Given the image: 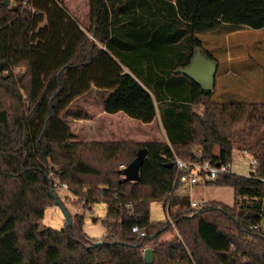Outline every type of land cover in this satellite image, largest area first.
Instances as JSON below:
<instances>
[{"label": "trees", "instance_id": "16d2710c", "mask_svg": "<svg viewBox=\"0 0 264 264\" xmlns=\"http://www.w3.org/2000/svg\"><path fill=\"white\" fill-rule=\"evenodd\" d=\"M4 1L0 264H148L147 246L154 253L149 264H264V225L249 228L264 218V100L218 101L213 89L175 72L202 48L196 31L221 22L264 27V0H87V27L60 0ZM18 65L24 71L13 73ZM93 86L109 92L107 112L142 122L158 116L166 140H71L60 115ZM234 146L253 153L252 171L207 181L231 186L232 205L210 200L192 207L187 197L170 195L175 156L196 160L200 150L201 159L230 163ZM141 149L139 179L125 180L119 164L127 166ZM62 182L81 212L68 210L56 191ZM51 184L71 220L61 228L40 225L45 209L56 205ZM154 200L164 209L169 201L168 219L151 220ZM97 202L107 208L105 232L94 238L83 228L84 211ZM172 228L176 235L161 240Z\"/></svg>", "mask_w": 264, "mask_h": 264}, {"label": "rangeland", "instance_id": "374dc122", "mask_svg": "<svg viewBox=\"0 0 264 264\" xmlns=\"http://www.w3.org/2000/svg\"><path fill=\"white\" fill-rule=\"evenodd\" d=\"M14 0H9V4ZM68 12L76 18L81 25L88 26L89 20L88 1L87 0H60ZM196 36L201 40L202 48L215 58L218 70L215 75V84L213 87L212 96L215 100H236V101H262L264 100V27L249 28L243 25H237L228 22H221L216 27L207 30H199L195 32ZM230 59L235 76H222V71L225 68L226 60ZM1 69V63H0ZM24 65L13 67V73L24 71ZM7 70H3L5 74ZM103 95L105 91L100 90ZM89 95L95 94L94 89L88 91ZM99 92V91H98ZM99 94V93H98ZM94 102H98V97L91 95ZM97 100V101H95ZM92 103V104H93ZM91 104V103H90ZM95 104V103H94ZM96 105V104H95ZM67 112H84V104L82 100L74 101L64 113V117L69 119ZM125 122H121L123 132L120 134L113 133L116 140L124 139L126 134L124 131H132V138L125 140H133L138 142L149 140H166V135L163 130L160 118L156 116V125H148L145 122L124 116ZM73 130L78 134L77 138L83 139L92 138L95 140V134L86 135V131H94L87 128L88 126H80L78 124H71ZM117 132V131H116ZM95 133V131H94ZM110 141V140H106ZM217 146H214V151ZM253 153L246 149H240L234 146L232 149L231 161L229 163L230 172L248 175L253 169ZM120 167V164H119ZM68 187V186H67ZM68 188L56 187V191L63 198L68 210L71 213L81 212V202H77L75 197L67 190ZM187 197L191 202L194 200L198 207L206 201L215 200L228 205H232L234 201V191L228 185H216L209 182L200 181L190 191L188 195H178V197ZM162 200H154L150 205V218L153 221L168 219L169 212L164 209ZM106 204L104 202H97L92 207V210H85L83 228L85 232L95 238L101 237L105 228L102 225L103 217L106 213ZM65 218L58 205L49 206L44 211V216L40 221L41 226H51L54 228H61L64 224ZM264 225V218H263ZM176 235L175 229L163 234L161 240H169Z\"/></svg>", "mask_w": 264, "mask_h": 264}, {"label": "crops", "instance_id": "0c3cea01", "mask_svg": "<svg viewBox=\"0 0 264 264\" xmlns=\"http://www.w3.org/2000/svg\"><path fill=\"white\" fill-rule=\"evenodd\" d=\"M230 59L226 60V65L225 68L222 71V76H235L237 73L234 71L232 64L230 62ZM218 70V66H217ZM91 89L95 90V94H88L89 92L83 93L76 98H74L71 103L68 105V107L61 113V117L66 120V122L70 126V130L72 132V137H70L71 140H82V141H92V138H86L84 137L83 139L77 138L78 134L76 130H73L71 124H78L82 126H88L87 128L90 127V129H93L95 131H86V135H93L95 134L97 138L95 139L96 141H106V140H116V138L112 137L113 133L115 132L116 134H120L123 132L122 129V124L121 122H125V117L127 116L125 113L122 111H117V112H107L103 109V100L105 96L109 93L108 91H105L103 95L100 93V89H97L96 87H92ZM99 91V92H98ZM103 91V90H102ZM99 93V94H98ZM91 95L96 96V99L98 97V102L93 103V99L91 98ZM82 100V103L84 104V112H79V113H74V112H67L69 119L64 117V113L66 110H68L69 106L76 100ZM97 101V100H95ZM91 103V104H90ZM93 103V104H92ZM145 124L148 125H156V117L150 121V122H145ZM164 130V128H163ZM117 131V132H116ZM165 132V131H164ZM124 134H126V137L124 139L132 138V131L130 130H125ZM219 149L216 147L214 153H218ZM184 190L183 192H181ZM191 191V188H190ZM187 189L185 187H180L178 188L174 194L175 195H188ZM181 192V193H178ZM95 238V237H94Z\"/></svg>", "mask_w": 264, "mask_h": 264}, {"label": "water", "instance_id": "95a60500", "mask_svg": "<svg viewBox=\"0 0 264 264\" xmlns=\"http://www.w3.org/2000/svg\"><path fill=\"white\" fill-rule=\"evenodd\" d=\"M5 5L9 4V0L4 1ZM217 71V62L206 55L202 48H197L188 65L184 67H178L175 72L179 74H185L195 81L201 89L212 90L215 84V75ZM146 151L144 149L139 150L138 155L123 168H120V172L123 173L125 180H137L139 179V169L143 162ZM219 163L217 162L216 165ZM167 166H172V162L166 164ZM51 195L55 198L56 205H58L64 215L65 220L70 223V216L65 209L64 205L61 204L60 200L56 198L54 193V187L51 184L50 187ZM104 240L100 239L93 242L91 245L103 244ZM143 260L145 263H152L154 259L153 249L147 246L143 249Z\"/></svg>", "mask_w": 264, "mask_h": 264}, {"label": "built area", "instance_id": "2783aa9c", "mask_svg": "<svg viewBox=\"0 0 264 264\" xmlns=\"http://www.w3.org/2000/svg\"><path fill=\"white\" fill-rule=\"evenodd\" d=\"M198 155L196 160H184L178 156L174 157V166H175V174L172 189L170 191V195H173L174 192L180 188L185 187L188 191L190 188L192 189L196 184L200 181L207 182L212 181L217 178L219 173L230 172L229 163H220L216 165V163H212L208 159H201V151L198 150L196 152ZM123 164H120V168H123ZM61 188H67V184L65 182L60 183ZM190 192H188L189 194ZM168 204L169 201L166 202L165 210L168 213ZM192 207H198V204L192 200L190 202ZM169 217V216H168ZM263 220L259 224L250 225V229H262ZM133 232H138L140 235H144L145 231L141 230L137 225H133L131 227Z\"/></svg>", "mask_w": 264, "mask_h": 264}]
</instances>
